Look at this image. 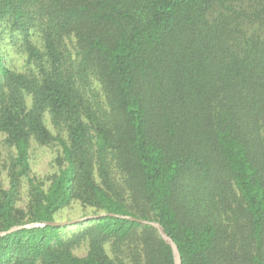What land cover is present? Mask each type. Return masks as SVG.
I'll use <instances>...</instances> for the list:
<instances>
[{"label":"trees","instance_id":"trees-1","mask_svg":"<svg viewBox=\"0 0 264 264\" xmlns=\"http://www.w3.org/2000/svg\"><path fill=\"white\" fill-rule=\"evenodd\" d=\"M6 29L27 69L0 52V134L14 150L0 231L78 202L160 223L182 264H264V0H0V41ZM32 141L61 148L47 186ZM0 264L174 258L154 227L104 216L0 237Z\"/></svg>","mask_w":264,"mask_h":264},{"label":"rangeland","instance_id":"rangeland-1","mask_svg":"<svg viewBox=\"0 0 264 264\" xmlns=\"http://www.w3.org/2000/svg\"><path fill=\"white\" fill-rule=\"evenodd\" d=\"M32 41L35 45L38 44V37L33 36ZM40 47V46H39ZM41 48V47H40ZM0 52L5 58V61L9 67L15 69L19 72H25L27 69L26 66V58L27 55L25 53V49L23 46L22 38L18 34H12L8 29L4 31L2 39L0 41ZM30 106V99H28ZM45 123L47 128L55 134V129L52 125L51 118L49 114L45 116ZM13 148H10L6 143V137L3 134H0V164L3 165L5 163L10 162V158L13 154ZM62 152L61 148L58 144L54 143L51 145H40L35 141H32L31 145V163H32V176L33 178L39 182L47 186L53 175L57 173L61 166ZM2 169V167H0ZM2 180L6 184V173L4 171L1 174ZM93 210L89 207H83L80 203H75L71 207L65 209L61 213L56 216V220L58 222L73 220L77 218H81L84 214H92ZM77 227H69L66 233L76 232ZM105 250L109 256L111 254L110 244L105 246ZM89 251V246L87 243H82L76 246L73 249L74 255L77 256H85Z\"/></svg>","mask_w":264,"mask_h":264},{"label":"water","instance_id":"water-1","mask_svg":"<svg viewBox=\"0 0 264 264\" xmlns=\"http://www.w3.org/2000/svg\"><path fill=\"white\" fill-rule=\"evenodd\" d=\"M104 216H111V217H117L120 219H128L134 222H138L140 224L143 225H149L154 227L160 237L162 238V240L170 246L172 253H173V258H174V264H182V260H181V256H180V252L178 249V246L176 245V243L173 241V239L168 236V234L165 232L164 228L160 225V223L158 222H153V221H147V220H141V219H137L134 217H130V216H124V215H116V214H100V215H88L86 217H82V218H77V219H73V220H68V221H62V222H46V223H30V224H25V225H20V226H14L12 228H10L9 230L6 231H0V237H4L7 236L13 232L19 231V230H23V229H30V228H37V227H45L47 225H51V226H66V225H73V224H77L81 221H88L91 219H95V218H101Z\"/></svg>","mask_w":264,"mask_h":264}]
</instances>
